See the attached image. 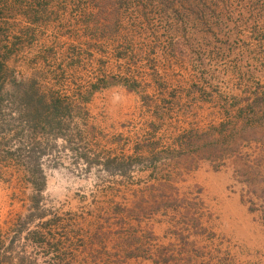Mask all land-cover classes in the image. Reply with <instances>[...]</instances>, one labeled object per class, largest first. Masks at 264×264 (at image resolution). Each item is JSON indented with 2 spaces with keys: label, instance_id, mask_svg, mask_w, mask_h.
<instances>
[{
  "label": "rangeland",
  "instance_id": "rangeland-1",
  "mask_svg": "<svg viewBox=\"0 0 264 264\" xmlns=\"http://www.w3.org/2000/svg\"><path fill=\"white\" fill-rule=\"evenodd\" d=\"M153 104L167 112L161 134L195 140L188 160L201 163L177 178L175 206L133 229L154 235L168 264H264V0H0V264H52L35 231L60 219L54 230L87 239L92 203L127 207L159 178L163 161L115 164L108 140H83L139 132ZM97 155L112 175L82 160ZM209 175L239 201L250 239L224 236L234 214ZM101 250H78V264Z\"/></svg>",
  "mask_w": 264,
  "mask_h": 264
},
{
  "label": "crops",
  "instance_id": "crops-1",
  "mask_svg": "<svg viewBox=\"0 0 264 264\" xmlns=\"http://www.w3.org/2000/svg\"><path fill=\"white\" fill-rule=\"evenodd\" d=\"M166 113L155 104L151 107L145 106L143 115L148 116V125L142 127L139 132L136 125H134L133 130L127 132L126 135L124 133H117L114 129L115 132L107 138L103 135L104 132L102 131H96L91 134L87 130V135H84L83 140L86 137L88 138L89 135H93L96 137V140L100 141L104 138L115 147L111 152L102 150L111 156L110 159L115 164L117 162H126L129 159H136L137 162L153 159L163 161L165 163V165L163 164L165 170L161 171V174L159 172L157 174L159 178L146 185L144 191L137 190L132 195L134 198L133 202L127 207L118 203L114 205L116 202L115 196H109L102 203H92V207L87 211V215L97 218L96 226L98 228L94 232L95 234L91 233V231L87 232V239H84L82 235L81 240H78L80 236L74 229L75 226L72 229H70V226H65V228H62L63 230L58 229L59 227H57V230H54L55 227L53 225L55 223L59 225L60 219L52 220L43 232H34L36 235L34 238V251L43 255H51L52 264H78V257L75 256V253L78 250L85 253L90 248L93 249L95 244H98L102 248L101 252L95 256L86 258L87 262L85 264H88V262L93 264H132L133 261L136 264H168L171 259L167 258V249L160 245L154 246L152 244L154 235L151 233H149L150 235H138V231L133 229L132 224V220L140 222L150 212L160 213L167 208L175 206L179 202L177 195H175V190H177L176 185L179 182L177 178L185 172H192L200 167V158L196 157L194 153L193 159L191 161L188 160L191 156L186 148L190 144L195 143V140L190 137H180L177 139L175 135L169 132L161 134L160 124L164 120V115L166 117ZM198 141L201 143V140ZM90 154L85 155L89 157ZM84 156L83 162L88 163L89 166H101L103 168L102 172L112 175L110 168L106 167L107 164L101 162L100 155H97V159H94L93 162L88 157L84 160ZM119 172L122 173L123 171ZM198 177L202 180L205 178V175L199 174ZM209 178L210 180L207 184L210 191L212 193L217 192L221 206L227 210L231 208L230 210L234 214V218L225 217L224 219L225 225L228 226V232L224 231V236L227 235L228 238L239 237L241 239H250L251 237L248 235L252 232L250 220L245 221L243 217H240L242 209L239 201L237 199L227 200L222 184L214 182L213 175H209ZM136 184L137 182L132 185V188L128 187L129 192ZM260 186V183L257 182L255 185L250 180L248 187L253 193H257ZM114 189V187H107L101 192L110 194ZM144 206L150 209L147 211ZM254 211L256 210L254 209ZM78 218L79 215L76 216V214L70 211L67 212V219L74 220ZM245 218L248 219V217ZM192 221H194L196 227L200 226L199 220L195 219ZM185 245L184 253H187L186 257L189 258L188 251L194 252L197 248L196 245L190 246L187 242ZM193 248L196 249L194 250ZM9 259L7 260L8 264H10ZM189 260H193L192 257Z\"/></svg>",
  "mask_w": 264,
  "mask_h": 264
},
{
  "label": "trees",
  "instance_id": "trees-1",
  "mask_svg": "<svg viewBox=\"0 0 264 264\" xmlns=\"http://www.w3.org/2000/svg\"><path fill=\"white\" fill-rule=\"evenodd\" d=\"M68 104L72 106V104H71V103H68ZM71 106H66V108H69V109H71ZM12 243H13V241H12Z\"/></svg>",
  "mask_w": 264,
  "mask_h": 264
}]
</instances>
